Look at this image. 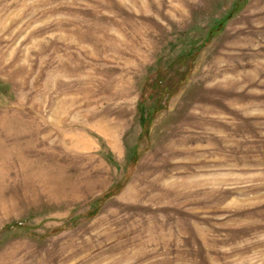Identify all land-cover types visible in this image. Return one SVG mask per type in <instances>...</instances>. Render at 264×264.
Segmentation results:
<instances>
[{
	"label": "rangeland",
	"instance_id": "rangeland-1",
	"mask_svg": "<svg viewBox=\"0 0 264 264\" xmlns=\"http://www.w3.org/2000/svg\"><path fill=\"white\" fill-rule=\"evenodd\" d=\"M0 264H264V0H0Z\"/></svg>",
	"mask_w": 264,
	"mask_h": 264
},
{
	"label": "trees",
	"instance_id": "trees-1",
	"mask_svg": "<svg viewBox=\"0 0 264 264\" xmlns=\"http://www.w3.org/2000/svg\"><path fill=\"white\" fill-rule=\"evenodd\" d=\"M148 122H150V121H148ZM111 195H112V193H109V194L106 195V197H109V196H111Z\"/></svg>",
	"mask_w": 264,
	"mask_h": 264
}]
</instances>
